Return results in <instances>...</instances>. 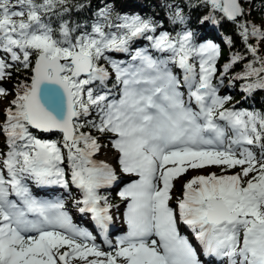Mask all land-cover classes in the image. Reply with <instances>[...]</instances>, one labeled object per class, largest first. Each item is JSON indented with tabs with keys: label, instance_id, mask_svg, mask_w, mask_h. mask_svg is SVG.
<instances>
[{
	"label": "snow or ice",
	"instance_id": "1",
	"mask_svg": "<svg viewBox=\"0 0 264 264\" xmlns=\"http://www.w3.org/2000/svg\"><path fill=\"white\" fill-rule=\"evenodd\" d=\"M69 2L0 0V53L12 62L0 57V81L10 78L8 69L14 65L31 69L30 83L17 85L0 127L9 149L2 161L8 178L0 174V264H73L75 260L81 264H202L193 245L180 235L169 200L176 178L189 168L208 165L241 166V171L200 175L184 184L183 199L177 205L179 221L192 230L206 256L226 258L227 264H264V115L225 107L230 98L218 96L212 82L217 46L195 45L191 31L174 38L167 33L148 36L154 48L171 54L169 61L183 70V81L169 70V61L137 52L132 60H139V67L111 62L116 84L122 87L119 98L110 99L106 83L110 74L98 62L109 59L106 51H128L130 39L155 28L139 16H125L114 25L118 35L106 33L99 22L79 35L75 33L80 26L66 20L54 29L49 15H63L69 11L65 6ZM203 2L236 22L245 42L249 37L264 41V23L257 27L239 22L244 16L240 0ZM108 12L105 7L98 15L107 21ZM176 20L184 22L179 10ZM248 51L255 57L253 64L260 67L246 66L244 78L257 79L245 91L264 89V58L255 47L249 46ZM194 57H199L198 72L190 62ZM239 59L233 57L232 63ZM229 67L226 64L224 72ZM182 86L188 89L187 100ZM7 96V89L0 87V98ZM193 101L198 110L190 106ZM93 109L99 123L87 119ZM82 117L100 133L117 137L112 147L119 153L121 170L139 177L119 193L129 201L128 231L117 240L114 253L87 243L93 237L72 223L63 202L38 201L23 183L30 178L37 185L68 188L60 166L64 162L61 149L36 138L29 128L59 131L68 149L71 183L83 192L79 211L90 212L97 226L106 230L113 217L97 190L111 186L116 175L107 164L91 159L100 145L80 132ZM246 145L259 146L260 158ZM250 173L255 175L248 178ZM10 195L17 200L9 199ZM101 200H105L103 207Z\"/></svg>",
	"mask_w": 264,
	"mask_h": 264
},
{
	"label": "trees",
	"instance_id": "2",
	"mask_svg": "<svg viewBox=\"0 0 264 264\" xmlns=\"http://www.w3.org/2000/svg\"><path fill=\"white\" fill-rule=\"evenodd\" d=\"M156 1L161 4V7H158V5H156L157 3H155L153 0H109V2L112 3V6L116 8L115 10L121 8L125 4H133L134 6H137L142 12H144V14L154 13V16L161 18L163 23L167 24L166 26L169 27L170 37H176L178 34H180L182 27H187V31H191L193 33V41L198 37H205L214 41L217 44L219 50L215 65L216 73L214 75V81L218 82V80L227 79L234 80L236 83V87L229 91L228 97L230 99L228 102L237 107L249 108L252 112L264 115V89L255 88L250 92L245 91L246 86L249 83L255 82L257 77L249 76L248 78H244L245 73L248 71L246 66L253 64V61L255 60V57L251 54V52L248 51L249 46L257 48V55H259L261 58H264V41L257 43L256 38L249 37L248 41L245 42L240 35V29L237 23L227 20L222 13L213 10L211 6L205 4L203 0ZM37 2H39V0H37ZM104 2L105 0H70V2L65 5L69 11L64 12L63 15L59 16L54 13L50 14L48 19L54 29H58L61 21L66 20L70 25L80 26L75 35H79L82 31L90 32L92 25L95 22L104 20V18H99L98 15ZM240 2L244 8V16L239 19V22H246L249 25L255 24L257 27H261L262 23H264V0H240ZM78 4H82L84 7H76ZM175 6H178L177 10H179L180 14L184 17L183 23L179 22L178 20L174 22L175 17L170 18L176 15V13L173 11ZM177 10H175V12H177ZM60 11L61 9L58 7L56 12ZM206 17L207 19H205ZM213 20H215V22H213ZM202 24H204L208 31L199 28V26ZM106 27L107 26L105 25L104 29H106ZM262 30H264V28H262ZM126 46L127 49H129V43H127ZM156 51V53H158V50ZM235 56H239L241 59L237 60L235 63H232V58ZM34 58L35 56L33 55L31 59L33 60ZM8 60L11 62L10 59ZM191 62L194 63L195 68H197L196 63L192 60ZM98 64L99 66L106 68L110 74V68L103 59H101ZM226 64H230L231 67H229L227 72H224V66ZM253 67L258 68L260 67V64L255 63L253 64ZM21 69L22 68H20L18 65L8 69V71L11 73V76L10 78L6 79H11L14 82V88L12 90L14 96L13 99H15L17 85L19 83H29L30 81V68L27 70ZM261 75H264V73ZM183 76V74L180 75V79L183 80ZM106 83L108 88L111 89V92H115L118 89V85L111 75H109V79ZM13 99H11L10 102ZM10 102L5 107V109L10 106ZM87 119L94 120L96 122L99 121V117L94 109L92 110V114ZM80 123L84 124V127L80 129V132L92 136L96 139L98 144L100 138L106 137L103 133H100L95 128L87 124L83 117L80 119ZM3 124L4 122L2 123L1 127ZM29 131L36 138L42 141L56 143L57 146L63 150L64 155L66 153L68 154V149L64 147L63 136L59 132L54 131L52 133H40L32 128H29ZM1 134L3 136V143L0 144V153L5 155L9 150L7 146V138L3 133ZM79 147H83V143H81ZM64 162V165L67 166L66 159ZM240 171L241 169H238L237 167L233 168L232 170L223 169L216 175H234ZM113 172L116 174V171ZM251 176L252 173H250L249 178ZM66 177L69 181H71L70 170H67ZM181 192L182 183L179 178L174 181L172 194L173 196H179ZM103 197H107V200L110 202H122V200L115 194L113 197L111 195L108 196V192H106Z\"/></svg>",
	"mask_w": 264,
	"mask_h": 264
},
{
	"label": "rangeland",
	"instance_id": "3",
	"mask_svg": "<svg viewBox=\"0 0 264 264\" xmlns=\"http://www.w3.org/2000/svg\"><path fill=\"white\" fill-rule=\"evenodd\" d=\"M153 1L155 3H157L156 5H158V7H161V4H159L156 0H153ZM13 2H14V0H13ZM105 7H107L109 10L107 21L104 19V20H100L99 23H102L103 25L107 26V24L110 22L113 25L112 27L107 26L106 29H104V31L106 33L110 32L112 34H117V35L121 34L120 30H118L114 25L117 23H120V21L117 19L118 17H125V16H127V17L139 16L140 18H142L144 20L150 21V23L155 28V31H153V32H147L144 35L130 39L128 41V43L130 44V49H129L130 51L126 54H122V53L117 52V51H112V52L106 51L105 52V56L108 57L109 59L108 60H105L103 58L102 59L107 63L108 67L110 68V74L112 77L115 76V78H116V75H115V72L112 71L111 62H115V63L119 64L121 67H125V68L130 67V66L131 67H139L140 61L139 60H136V61L132 60V56L135 55L137 52H143V53L149 55L152 59L157 60V61H161V60L169 61V57L171 54L168 52H161V51H159L157 54L152 52L154 50L153 42L150 41L149 39H147L148 36L159 37L162 33H167L169 35V27L166 26L167 24L163 23V20L161 18L154 16V13L144 14V12L138 10L139 8L137 6H134L133 4H125L121 8L115 10L116 8H114L112 6V3L109 2V0H105L102 8H105ZM177 9H178V6H175V8L173 9L174 13H176L175 10H177ZM173 17H175L174 21H177L176 15H174L170 18H173ZM99 18H104V17L99 16ZM95 23H97V22H95ZM199 28L207 30L205 28L204 24L200 25ZM185 31H187V27H182L180 34H182ZM193 43L197 46H199L201 44H207V43H212V44H215L217 46V44L214 41L209 40L205 37H203V38L198 37L193 41ZM217 49H218V46H217ZM0 57H3L5 59H10L7 56V54H5V53H0ZM124 57H126L128 60L127 62L125 61V63L123 61ZM196 61H197V67H198L197 72H198L199 71V57H196ZM215 65H216V62H215ZM16 66L17 65H14L13 67H16ZM167 67L178 78L175 71L178 72L179 69H176V65L174 63H172L171 61H169L167 64ZM20 68H22V67H20ZM215 68H216V66H215ZM21 70H24V68H22ZM213 79H214V76L212 78V82H213ZM234 86H235V83L233 81H228V82H226L225 80L220 81V83L215 86L217 89V95L220 97H227V94H229L230 89H233ZM0 87H4L5 89H7V92H8V96L6 98H0V127H1L2 121L3 122L5 121V118H4V115L2 112L5 109V107L9 104L10 100L13 99V97H14L13 91H12L14 88V82L11 79H4L3 81H0ZM121 87L122 86L119 85V91L116 92L115 94L111 95L110 99H113V98L118 99L119 98ZM181 91L184 92V98H185V100H187V93H188L187 87L182 86ZM225 107L229 108V109H233L235 111H241V110H237L231 106H228V104H226V103H225ZM97 123H99V121H97ZM103 134L106 137H102L99 139L100 148L95 154L92 155L91 159L96 164H101V163L107 164L113 170H116V168H117L118 171H116V174H115L116 180L112 183L114 185L116 184V188L113 189L112 191H110L109 189L113 186L111 184V186L99 188L97 190V192H98V194H100L103 192V189L109 188L108 189L110 191L109 195H111L113 197V195L115 194L116 196L120 197L119 193L124 190L125 184L127 183L126 184V187H127L128 185H130L134 181L138 180V177L135 175L129 174V173H125L121 170V166L119 164V153L112 147V141L117 139V137H115L114 134L109 133V132H105ZM2 141H3V138H2V135L0 133V144H2ZM237 151H239V149H237ZM61 153H62V156L64 157V161H65V159L67 161V163H66L67 166L64 165L65 162H63L60 166L64 169L65 172L67 170L71 171L69 164H68V160H67V153L64 155L63 150H61ZM4 158H5V156L0 158V174H3L4 177L7 179L8 178L7 177V170L4 168L1 169V167H3L2 161ZM259 158H260V156H259ZM236 167L238 169H241V166H236ZM236 167H234V168H236ZM223 169L232 170L233 168H227V166H225V165H219V166L218 165H208V166H205L204 168H199V169L189 168L185 173H183L180 176V181L182 183V187L189 180H191L192 178H194L196 176H200V175L206 176V175H210V174H217L219 171H222ZM252 175H255V173H252ZM248 178H246V179H248ZM29 181H30V178H26L23 181V183L24 182L29 183ZM121 185H123V186H121ZM73 187L75 190V185H73ZM70 188H71V186H70ZM82 193L83 192L78 190V189H76V192H74V193L71 191V194L69 193V194L65 195L66 198L63 201H64V203H66V201H70L71 198H77L78 199L81 197ZM170 195H171V199L169 200V206L174 210V213L177 216L178 231L180 232V229H182L184 232H187V231H185V228L183 227V223L179 221V216L177 215V212H176V209H177L176 203L175 204L173 203V201H175V199L177 197L180 198L182 195H179V196H173L172 194H170ZM103 201L105 204V200H103ZM128 203H129V201H127V200H124L123 202H120V203L110 202L107 200V204L109 206V214L113 218L115 217L117 219V223L120 224L123 227V229L124 228L126 229V230H124L125 234L128 231V226L125 222V212L127 210ZM64 205H66V204H64ZM66 212H67L68 216L71 217L72 223L75 225L74 216H76V214H78L77 205H75V207H73L72 209L67 208ZM96 238L97 237L93 236V239L90 241V245L93 243L96 244ZM115 246H116V244L112 245V247L107 252H113L114 253ZM102 252H105V251H102ZM89 259H92V257H89ZM73 264H81V262L79 260H75V261H73Z\"/></svg>",
	"mask_w": 264,
	"mask_h": 264
},
{
	"label": "bare ground",
	"instance_id": "4",
	"mask_svg": "<svg viewBox=\"0 0 264 264\" xmlns=\"http://www.w3.org/2000/svg\"><path fill=\"white\" fill-rule=\"evenodd\" d=\"M139 10V9H138ZM148 11V10H147ZM146 13V12H145ZM148 14V13H147ZM128 60H126V62H127Z\"/></svg>",
	"mask_w": 264,
	"mask_h": 264
},
{
	"label": "water",
	"instance_id": "5",
	"mask_svg": "<svg viewBox=\"0 0 264 264\" xmlns=\"http://www.w3.org/2000/svg\"><path fill=\"white\" fill-rule=\"evenodd\" d=\"M30 83V82H29Z\"/></svg>",
	"mask_w": 264,
	"mask_h": 264
}]
</instances>
